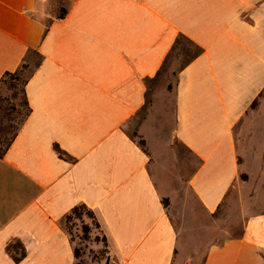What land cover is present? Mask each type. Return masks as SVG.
<instances>
[{"label": "crops", "instance_id": "crops-1", "mask_svg": "<svg viewBox=\"0 0 264 264\" xmlns=\"http://www.w3.org/2000/svg\"><path fill=\"white\" fill-rule=\"evenodd\" d=\"M179 34L201 52L176 72L158 155L125 125ZM30 49L42 56L24 87L30 111L0 157V264H74L61 220L78 204L108 264H264V210L243 212L233 236L214 224L243 166L264 168V0H0V79ZM171 143L187 172L168 181Z\"/></svg>", "mask_w": 264, "mask_h": 264}, {"label": "rangeland", "instance_id": "rangeland-1", "mask_svg": "<svg viewBox=\"0 0 264 264\" xmlns=\"http://www.w3.org/2000/svg\"><path fill=\"white\" fill-rule=\"evenodd\" d=\"M179 67L180 61L177 58H172L157 79L150 83V88L146 94V105L144 110L139 112L133 120L125 125L127 133L136 141L138 140V135H141V132L146 138L147 143L151 147L156 148L155 150H157L158 155L161 153L163 154L165 150V144L161 143L159 138L164 140L167 138V133L157 135L158 131L154 125L159 129L165 128L166 130L172 127L173 94L169 89H171L175 82L176 72ZM10 96L11 92L7 90L6 83H0V98L4 99V103L7 102L6 100L10 99ZM21 100V89L17 88L16 98L13 102L14 104H18ZM19 110L24 112V107L21 106L18 108V111ZM12 115L16 117V121L20 117V114L17 113H12ZM134 132H136L137 135H134ZM170 148L172 149V153H170L169 156L175 159L173 162L177 165L173 166L169 174L167 173L166 179L168 181H172L171 179H173L174 176L180 175L183 177L182 175L187 172L184 169L182 150L177 147L176 143H171ZM160 163L164 172V169L168 166V162L162 161V157L160 156ZM240 178L244 179L241 187L236 188V191L231 193L229 205L225 206L220 211L217 216L218 218L216 217V222L219 223L214 222L215 227L226 229L230 236L238 234L241 230L243 212L245 216V214L264 210V168L256 169L253 167L247 169L244 165L243 170H241ZM182 180L184 181L183 178ZM156 182L160 186V181H158L157 177ZM175 188L173 189L174 191ZM180 191L181 192H174L176 197L180 195H184L187 198L191 197L188 190L183 187H181ZM203 218L205 219L204 216ZM173 219L177 227H181L183 222L184 224L188 222V219L179 218L175 215H173ZM61 223L72 237L73 246L80 250V257L78 258L80 264L109 263V247L95 215H91L84 211L79 216L72 214L71 220L66 222L62 220ZM193 251L192 249L188 252ZM200 260V258L197 259L198 264Z\"/></svg>", "mask_w": 264, "mask_h": 264}, {"label": "trees", "instance_id": "trees-1", "mask_svg": "<svg viewBox=\"0 0 264 264\" xmlns=\"http://www.w3.org/2000/svg\"><path fill=\"white\" fill-rule=\"evenodd\" d=\"M68 8H69V3L63 1L61 5L57 6L53 18L63 19L68 11ZM45 26H46L45 27L46 30L48 24H45ZM200 52H201V48L198 45H196L186 36L179 34L175 38L169 53L165 57L164 63L169 62L172 58H177L180 61V68H182L183 66L188 64L191 60H193L195 57H197L200 54ZM41 60H42L41 54L36 49H30L27 52V55L25 56V59H23L21 64L14 71L5 72L0 79V83L3 82L6 83L7 90L11 92L10 99L6 100L7 101L6 103H4V99L0 98V157L3 156L4 153L7 151L13 139L17 135V132L21 124L29 114L30 109L28 107L27 100L25 98L24 87L26 82L28 81V79L36 69V67L41 62ZM155 80H156V76L145 79L144 81L146 87L145 94H147L150 88V83H152ZM17 88L21 89L22 100L20 103L14 104L13 101L16 98ZM145 105H146V101L145 104L143 105V108L145 107ZM21 106L24 107V112H22L21 110L18 111V108H20ZM12 113L20 114V117L17 121L15 119L16 117L13 116ZM134 135H137L136 132H134ZM137 143L142 148H144L145 140L140 135H138ZM54 150L57 151L59 156L65 155V153L60 151L58 147L54 146ZM162 202L166 206L168 202L167 198H163ZM84 211L86 213L94 215L93 211L89 209L86 205L78 204L74 206L67 214H65L62 220H65V222L71 220L72 214L79 216ZM70 238L73 241L71 236ZM73 253L76 259L74 264H80V262L78 261V258L80 257V250L74 247Z\"/></svg>", "mask_w": 264, "mask_h": 264}]
</instances>
